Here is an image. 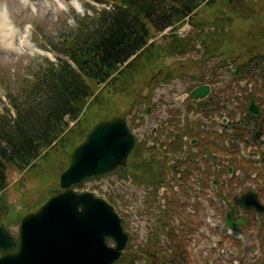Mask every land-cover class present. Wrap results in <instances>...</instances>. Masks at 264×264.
Segmentation results:
<instances>
[{"label":"trees","instance_id":"obj_1","mask_svg":"<svg viewBox=\"0 0 264 264\" xmlns=\"http://www.w3.org/2000/svg\"><path fill=\"white\" fill-rule=\"evenodd\" d=\"M261 1L98 0L109 9L97 11L90 7L93 15L82 17L71 35L62 37L53 45V52L58 56L57 63H49L44 73L35 76L32 86L42 93L39 107L33 110L28 105L22 112L23 102L12 97L11 108L16 118L11 125L0 118V225L8 229L17 218L19 221L25 214L37 210L47 199L20 216L8 202L9 171L24 174L29 168L35 167V162L40 158L46 163L50 158V167L61 174L68 166L73 149L96 123L109 118L106 109L113 100L111 97L119 95L131 98L132 103H145L139 92L144 87L148 90L153 82L162 79L161 74H158L164 68L160 67L161 64L165 60L199 53L197 44L204 50V55L189 64H195L201 75L192 74L191 79L200 85H215L212 81L205 82L203 67L220 58L215 68L231 67L236 81L252 83L251 94L260 106H264V99L259 97L260 93L264 94V4ZM202 13L211 17L201 15L199 19L198 15ZM185 22L192 27L193 32L178 37L176 32ZM237 24L247 25L246 31L238 37L233 33ZM168 28L171 29V35L163 37V42L150 43L153 34L157 35ZM167 69L171 77L173 72H182L175 65H169ZM256 72L259 74L256 75ZM26 88L24 83L20 91ZM217 97L212 95L205 102L196 104L200 108L198 113L208 117L209 113L213 116L215 112L223 111ZM260 114L257 118L246 115V125L239 124L232 129V136L229 137L234 142L229 149L222 148L225 156H230L229 166L239 168L246 180L248 171H255L260 179L264 177L253 164L243 159L237 160V155L229 152L235 151L236 142H244L247 146V143L263 140V108ZM172 122L179 134H170L168 138L176 137L180 143L184 135L196 139L199 143L197 147L203 149L202 156L207 155L209 160L211 157L215 160L212 154L220 150L216 145L213 151L208 150L212 144L205 133L199 128L196 132L189 129L188 118L182 129H177L181 121H177L174 116ZM223 138L226 140L227 136ZM171 148L169 145L168 150L171 151ZM142 150L143 147L137 145L130 155L127 169L118 171L126 174L130 168L129 175L135 182H152L157 178L159 180L156 183L160 182L161 175L156 174L159 169H154L155 164L140 162ZM176 162L180 164L179 160ZM165 168L161 169L163 175L166 174ZM262 182L261 192L264 193V180ZM58 193L60 191L56 190L50 197ZM261 197L264 198V194L261 193ZM109 200L115 204L111 197ZM167 208H171L172 213L178 209L174 203ZM253 217V214L247 215L246 229L255 228ZM260 218L263 220L259 222V227L264 233V216ZM171 231L168 243L161 252L160 264H191L185 236L175 229ZM234 245L241 248L237 243Z\"/></svg>","mask_w":264,"mask_h":264},{"label":"rangeland","instance_id":"obj_2","mask_svg":"<svg viewBox=\"0 0 264 264\" xmlns=\"http://www.w3.org/2000/svg\"><path fill=\"white\" fill-rule=\"evenodd\" d=\"M261 2L264 4V0ZM90 7L97 11L109 9L97 0H0V118H4L10 125L16 118V114L11 108L12 97L23 102L22 112L23 108L28 105L32 106L33 110L39 107L42 93L32 86L35 82V76L44 73L49 63H57L58 56L53 53V45H56L62 37L71 35L79 20L87 15L88 10L90 11L89 15H93ZM201 15L211 17L207 13H202L198 15L199 19H201ZM3 21L7 25L3 24ZM246 29L247 25H235L233 28L234 36L238 37ZM191 32H193L192 27L185 22L179 27L176 35L185 37ZM168 35H171L170 29L162 34H153L151 42L161 43L163 42L162 38ZM10 36H13V43L8 46ZM196 49L199 50V53L178 59L165 60L161 64L160 67H164L161 71L163 75L170 74L167 69L169 65H175L182 72H173V77L169 75L170 78L166 81L152 83L151 90H146L145 87L141 89L139 94L144 97L146 104L150 100L148 105L139 101L132 103V99L129 97L125 98L119 95L111 97L113 100L106 109L109 118L115 115L123 117L129 125L136 142L141 144L146 142L148 146L155 145L156 148L157 145L160 146L162 138H165L162 130L172 119V116L169 118L170 113L174 114L176 120L182 122L187 115L186 110L189 108V104L184 98L189 94V91L193 90L194 86L199 84L190 78L192 74L201 75V72L196 70L195 64H189L192 60L201 59L204 55V50L201 49L199 44H197ZM218 62H220V58L208 62L203 67V72L205 73V81L215 83V86L211 87V93L215 97L218 96L219 104L225 109V111L220 112L222 118L216 115L215 118L207 121L188 114L190 122L200 121L210 131H217L221 128L217 126L220 124V120L230 121V117L227 116L226 112H230L238 122L243 121L249 106L245 102V98L252 93V83L248 84L246 81H238V79L236 81L231 69L215 68ZM258 74L256 72V75ZM24 83L27 88L20 91V87ZM257 84H260V82ZM259 97L264 99V94L260 93ZM256 104L259 110L264 109V106H260L259 103ZM147 109H149V115L146 116L145 111ZM227 117L229 118L227 119ZM159 125H162V130L158 129ZM151 129H156L157 132L154 135L155 139L149 141L148 136ZM256 148L254 151H249L240 146L241 155L256 161V164L264 173L262 159L251 156L257 150L262 154L264 153V141L258 144ZM158 151L159 155L156 157L160 156L161 158L165 155L164 148ZM151 156L145 154L142 159H149ZM49 161L50 158L47 163L40 158L35 162V167L29 168L24 174H20L15 170L9 171L8 202L16 212L18 211L20 216L35 208L45 198H49L51 193L56 192V190L59 191L58 177L60 172L51 168ZM129 171L130 168L126 174L118 171L93 180H85L78 187L72 189L79 194L87 192L95 198L104 200L112 206L113 211L118 215L124 232L128 234V246L117 264H160L161 252L164 251L172 227L183 231L187 252H190L192 264H264V233L261 232L259 227V222L263 218L253 217L254 229L251 227L244 229L238 234L239 236L237 235L238 237L229 236L222 217L225 214L220 216V210L225 213V210L228 211L229 208L224 201H217L215 191H209L205 194L209 197L204 198L207 201L211 197L216 198L212 208L213 210L216 208L218 213L210 209L208 213L205 210H200L197 215L195 214L196 221L201 223V226L193 228L195 230L194 234L191 233L190 236L188 234L190 226H187L188 223L185 219H187L189 208H186V206V212L180 216L186 232L180 221L174 218L173 215H164L165 222L168 223L169 220V226L166 224L165 227H161L159 222H163V220L154 217L155 214L158 215L159 210L156 208V204H152L153 188L149 189L144 184L135 182L132 176L129 175ZM240 183L238 187L233 186L235 190H233L232 195L240 196L247 191L259 194L257 190L259 185H256L255 182ZM167 185H170L169 181H167ZM198 192L197 190L196 194ZM164 193L167 192L164 191ZM174 195L176 196V193ZM223 195L227 196L228 201L231 200V196L226 190ZM109 197L115 201V204L109 200ZM164 197L165 194L160 200ZM260 200L264 204L263 199ZM180 204L191 205L192 202L186 203L183 197L180 199ZM208 218H211L210 221ZM17 220L18 218L7 229L15 239L19 238L20 230L19 221ZM223 236L240 240L237 243L242 250L234 247V240L232 241L229 238L223 240ZM106 243L109 247L114 246L113 241L110 239ZM246 248L249 251L243 253Z\"/></svg>","mask_w":264,"mask_h":264},{"label":"water","instance_id":"obj_3","mask_svg":"<svg viewBox=\"0 0 264 264\" xmlns=\"http://www.w3.org/2000/svg\"><path fill=\"white\" fill-rule=\"evenodd\" d=\"M210 87L195 88L190 101H202ZM248 113L258 115L249 97ZM134 138L126 121L118 116L97 123L70 155L67 169L59 177L61 194L51 197L35 213L21 219L18 252L7 255L16 246L5 227L0 226V264H114L126 247L128 236L121 222L103 200L92 194H77L70 188L95 176L107 175L126 167ZM245 212L264 214V206L251 192L234 199ZM226 216V225L236 229L241 221ZM115 247H108L106 239Z\"/></svg>","mask_w":264,"mask_h":264},{"label":"flooded vegetation","instance_id":"obj_4","mask_svg":"<svg viewBox=\"0 0 264 264\" xmlns=\"http://www.w3.org/2000/svg\"><path fill=\"white\" fill-rule=\"evenodd\" d=\"M158 129L161 130L162 129V125L161 126L159 125L158 126ZM154 130H155V133H156L157 130L156 129H154ZM161 141H162V143H164L163 139ZM150 146H153V145H150ZM150 146H148V145L146 146L147 151H150V153L153 152V151L156 152V147L154 146L150 150L149 149ZM157 148L159 150H161V146L157 145ZM162 148H164V146H162ZM184 149H185V151L183 152V151H181V147H180L179 149H177L175 151V153L169 152V154H165L161 158H160V156L159 157H156L159 154L151 153L150 154V156L152 155L151 158L147 159V160H149V162L156 161L157 163H159L161 165V168L163 167L162 162H164V161L165 162L166 161H169V164L168 165H171L172 163H174L175 160H179L180 163L182 164V167L180 168V173L177 170V171H174L173 173L171 172L172 173V176H169L168 175L166 177L167 180L170 181V184L172 186H174V187L168 186V185H164V183H163V184H161V187L158 189L160 191V193L158 194L159 197H157L158 199H160V197H163L164 196V194H165L164 191H166L168 194H170L173 191L172 192V195L175 197V199H174V206L176 204H178L179 199H181L183 197L185 198L186 203H187L188 199H187L186 196L183 195V193H182L183 190H187L188 191V196H190L191 199L194 197L193 196L194 195L193 191H194V188H195V185H194V176H195V173H194L193 170H195V168H192V165H193V162H192L193 154L191 152L187 151L188 146H184ZM198 152L199 151L195 150V154H198ZM141 160H144L143 163H147L146 162V159H141ZM183 164L184 165L186 164L189 167L187 169V171L190 172L191 174H189L188 172H186L185 175L184 174H181L182 172L186 171V168L183 166ZM154 168L156 169L157 166H155ZM212 168L215 169L216 168L215 165H213ZM196 173H197V171H196ZM197 184L198 185L206 186V184H204V183L201 184L200 182H198ZM211 184L213 186H215V187H220L222 185L221 184V180H219V183H217L214 180L213 182H211ZM144 186L146 188H149V189H152L153 188V191L155 190V186H154L153 183L152 184L151 183L144 184ZM169 191H170V193H169ZM175 193H176V196L174 195ZM153 203H154V201H153ZM159 203H160V206H157L156 207V208H158L159 213H158V215L155 214L154 217L156 219H159L160 218V220H163V222H161V224L165 226L167 223L165 222V220H164L163 217H164L165 213L167 212V208H166L167 206L166 205L170 206V204L169 203H166V201L164 199L160 200ZM154 204H156V203H154ZM178 216L180 217V214L179 213H178ZM239 218H240L239 215L235 214L234 220L235 221H238Z\"/></svg>","mask_w":264,"mask_h":264},{"label":"bare ground","instance_id":"obj_5","mask_svg":"<svg viewBox=\"0 0 264 264\" xmlns=\"http://www.w3.org/2000/svg\"><path fill=\"white\" fill-rule=\"evenodd\" d=\"M3 24H6V23L3 21ZM3 24L1 25V27L3 26ZM12 43H13V36H10V44L8 46H11Z\"/></svg>","mask_w":264,"mask_h":264}]
</instances>
